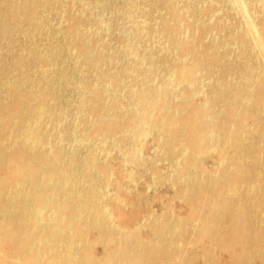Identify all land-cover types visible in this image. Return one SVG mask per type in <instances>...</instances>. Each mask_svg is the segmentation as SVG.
Returning a JSON list of instances; mask_svg holds the SVG:
<instances>
[{
  "label": "bare ground",
  "instance_id": "obj_1",
  "mask_svg": "<svg viewBox=\"0 0 264 264\" xmlns=\"http://www.w3.org/2000/svg\"><path fill=\"white\" fill-rule=\"evenodd\" d=\"M0 264H264V0H0Z\"/></svg>",
  "mask_w": 264,
  "mask_h": 264
},
{
  "label": "rangeland",
  "instance_id": "obj_2",
  "mask_svg": "<svg viewBox=\"0 0 264 264\" xmlns=\"http://www.w3.org/2000/svg\"><path fill=\"white\" fill-rule=\"evenodd\" d=\"M147 144H151L149 141H148V143ZM151 151H152V148H151V146H146L145 148H144V154H149V153H151ZM120 156L115 152L113 155H112V158H111V162L112 163H116V162H118L119 160H120ZM138 172H140V173H143V172H141V170L140 171H138ZM138 179L140 180V182H144V181H148V179H149V177L148 176H145V175H140L139 177H138ZM140 186V188H142V187H145V188H147V186L146 185H139ZM125 187H130V186H128V185H126ZM150 189L148 190V193H149V195L150 196H152V195H156L157 193H162L163 191L165 192L166 190H167V188L165 187V186H162V185H157V186H150L149 187ZM113 189V188H112ZM154 191V192H153ZM154 204V208L155 209H157V210H159L160 209V203L158 202V201H156V202H154L153 203Z\"/></svg>",
  "mask_w": 264,
  "mask_h": 264
}]
</instances>
